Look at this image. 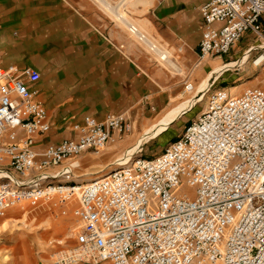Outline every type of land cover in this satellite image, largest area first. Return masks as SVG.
<instances>
[{
	"label": "built area",
	"instance_id": "obj_1",
	"mask_svg": "<svg viewBox=\"0 0 264 264\" xmlns=\"http://www.w3.org/2000/svg\"><path fill=\"white\" fill-rule=\"evenodd\" d=\"M201 13V60L230 53L248 34L243 52L264 45V0H207ZM254 52L264 57V48ZM40 79L37 70L16 75L0 64V216L26 203L76 200L77 243L55 264H264V88H212L205 110L162 153L141 149L127 166L81 185L67 167L133 123L126 113L85 116L67 123L69 138L39 146L53 128L31 87Z\"/></svg>",
	"mask_w": 264,
	"mask_h": 264
},
{
	"label": "crops",
	"instance_id": "obj_2",
	"mask_svg": "<svg viewBox=\"0 0 264 264\" xmlns=\"http://www.w3.org/2000/svg\"><path fill=\"white\" fill-rule=\"evenodd\" d=\"M206 1L154 0L153 7L138 20L190 64L198 55L203 32L201 7ZM124 27L97 0H0L1 66L16 75L28 69L41 74L31 87L44 103L53 128L38 138L39 146L57 143L49 135L66 128L68 122L82 121L85 116L103 121L110 113H126L134 120L139 134L133 145L171 111L185 108L210 72L222 68L212 66L192 94L172 106L184 93V85L191 83L190 78L182 75L170 50L169 60L160 65L178 74L151 69L148 52L137 46ZM253 48L239 57L249 51L244 64Z\"/></svg>",
	"mask_w": 264,
	"mask_h": 264
},
{
	"label": "rangeland",
	"instance_id": "obj_3",
	"mask_svg": "<svg viewBox=\"0 0 264 264\" xmlns=\"http://www.w3.org/2000/svg\"><path fill=\"white\" fill-rule=\"evenodd\" d=\"M160 1L163 0H155V3ZM110 2L113 5L110 6L106 4V2L100 0V3L121 20L124 26L126 22L121 18L120 14H118V11L122 7L126 8L124 12L129 19L139 21L138 16L143 15V12L139 11L137 7L134 8V6L129 5L130 0H110ZM130 13L134 15V18L131 17ZM124 29L127 35L132 38L127 28L124 27ZM143 30H146L147 32H145L149 34L151 38L156 39L160 44H163L166 49L172 52V59L182 69V75L190 78L193 87L201 81L202 76L205 75L208 70L218 65H222L223 67L225 63L238 59L243 53L245 45L252 42L251 34H248L237 43L236 47L232 49L230 53L221 57L214 56L204 60L199 58L198 51L196 58L189 64L178 51L174 48H169L167 42L164 41L156 31L150 32L146 27ZM134 42L137 43L138 41L134 40ZM137 46L148 52L151 58V69H163L165 74H178L175 70L170 73L167 68H162L160 61H158V57L151 53L148 46L140 42L137 43ZM258 56V52L251 53V57L246 64L224 72L216 85L212 88L226 89L233 95H239L245 89L251 87L264 88V63L257 62ZM173 67L176 69V65L173 64ZM192 92L193 88L187 90L186 85H184V93L179 99L173 102L172 106L184 97L190 96ZM207 100L208 96L206 95L205 99L198 103L191 112L185 114L183 118L173 122L172 126L163 134L151 138L149 143L143 145L142 154L145 157L153 158L162 153L165 147L182 136L185 128L190 122L195 120L198 115L205 110ZM131 121L133 123V129L130 133L118 138L115 142L108 143L99 153L87 151L77 157L75 160L80 161L78 162L80 167L75 170L76 172L70 179V182L78 183V181L86 179L87 176L80 178L76 177L85 173L102 171L100 175H106L108 172H111L112 169L116 168V165L110 164L124 155L139 134L136 127L134 129V120ZM49 136L52 138V142H58L69 138L71 132L66 128L55 129ZM108 164L110 166H107ZM95 176H99V174ZM63 181H66V179H63ZM87 183L88 182H84V184ZM82 184L83 183H81V185ZM77 206L78 203L76 200H73L62 206H54L49 203H41L38 206H33L26 203L7 210L0 216V264H55L62 252L76 246V229L80 225L79 219L74 215V209ZM24 213H27V217L22 220ZM10 224L11 226H9ZM26 224L30 226L26 227Z\"/></svg>",
	"mask_w": 264,
	"mask_h": 264
},
{
	"label": "bare ground",
	"instance_id": "obj_4",
	"mask_svg": "<svg viewBox=\"0 0 264 264\" xmlns=\"http://www.w3.org/2000/svg\"><path fill=\"white\" fill-rule=\"evenodd\" d=\"M97 1L100 2V0H97ZM102 1L106 2V4H108L110 6L113 5L110 2V0H102ZM153 2H154V0H130L129 5L134 6V8L137 7L138 9L142 10V12H143L148 7L152 6ZM125 9H126L125 7H122L118 11V14H120L121 18H123L125 20V22H126L125 27L127 28L129 35L132 36L133 40L138 41L137 43L140 42V43H143L146 46H148L151 53L155 54L156 57H158V61H160V63L166 62L167 60H169V58H170L169 50L166 49L163 44H160L158 41L151 38L145 31H143V29H145V28L143 27V25H141V23L139 21H136L135 19L127 18L126 13L124 12ZM257 48L258 47H255V49L253 48L254 49L253 51L258 50ZM263 48H264V45H261L259 47V49H263ZM253 51H252V54H253ZM248 57H249V51L244 53L243 56L241 58H239L238 61L225 63L222 68L212 70L210 72L209 76L207 78H205L204 81L200 84L199 88L196 90L195 94L191 97L189 102L185 105V108L183 107V109L179 108L180 110L171 111L167 116L162 118V120H160L157 124H155L153 127H151V129H149L142 138H140L139 140H137L136 143H134L132 146H130L126 150V152L124 153V155L122 157L120 156V158H118L114 163H112L110 165H116L115 167L118 169V168H121V166H127L128 164H130V160L136 154H138L141 151L144 144H146L151 138H154L157 135L163 134L170 126H172L173 121L176 118H179L184 113V111H192L197 106L198 103H200L201 101H203L205 99V96L207 95L209 90H211L212 87H214L216 85V83L221 78V76L224 74V72L231 70L234 67L244 65V63L246 62ZM263 59H264V57L260 56L257 58V62L262 63ZM171 65L173 67V63H171ZM78 162H80V161L74 160L67 167V169L70 167L74 168V172H72L74 174L76 172L75 170L80 167ZM110 165H108V166H110ZM116 168H114V169H116ZM114 169H112V170H114ZM101 172L102 171L90 172V173H85L81 176H76L77 178L87 176L86 179H82V180L78 181V184H81V183L84 184V182H92L96 179L102 178L105 175H103V174L100 175ZM96 174H99V176H95ZM26 217H27V213L26 214L24 213V215L22 216V220H24ZM25 226L29 227L30 225L26 224Z\"/></svg>",
	"mask_w": 264,
	"mask_h": 264
}]
</instances>
